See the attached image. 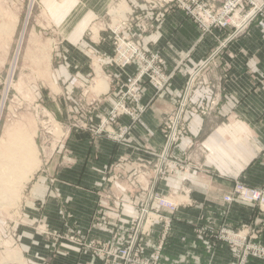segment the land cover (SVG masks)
<instances>
[{
    "label": "crops",
    "instance_id": "crops-1",
    "mask_svg": "<svg viewBox=\"0 0 264 264\" xmlns=\"http://www.w3.org/2000/svg\"><path fill=\"white\" fill-rule=\"evenodd\" d=\"M68 1L77 7L78 30L68 47L73 56L58 67L68 70L71 89L78 94L72 95L71 113L84 115L86 123L72 127L61 116L62 139L26 190L19 227L26 262L119 264L78 243L127 242L144 206L143 196L155 181L158 153L165 144L160 127L166 118L173 120L190 76L202 68L183 108V131L188 132L168 148L172 162L187 157L191 170L155 183L154 190L171 196L178 207L140 236L141 254L159 252L162 264H241L242 251L229 249L214 233L246 227L248 239L264 246V221L257 225L262 220L257 207L224 201L235 183L264 188V0H250L246 11L257 10L256 15L230 40L232 28L203 34L164 0ZM207 1L216 8L224 2ZM116 3L133 12L132 37L158 53L164 72L173 77L161 92L143 83L139 105L146 108L138 121L120 115L101 124L102 134L93 135L91 129L110 117L137 71L135 65L124 70L111 65L107 33H98L91 42L83 30L89 22L105 19ZM124 103L130 110L136 107L131 99ZM198 106L204 108L202 114L194 111ZM127 126L129 133L120 143L108 137V132ZM153 211L158 209L151 205L148 212ZM258 227L261 234L256 236ZM243 264L264 260L249 256Z\"/></svg>",
    "mask_w": 264,
    "mask_h": 264
},
{
    "label": "rangeland",
    "instance_id": "rangeland-1",
    "mask_svg": "<svg viewBox=\"0 0 264 264\" xmlns=\"http://www.w3.org/2000/svg\"><path fill=\"white\" fill-rule=\"evenodd\" d=\"M76 9L75 2H69L68 0L64 3H61V0H0V151L5 150L4 145H8L12 149L16 148L22 139V134L28 135L34 144V152L40 162L33 171L30 182L25 184L22 193L15 199H10L8 195L11 192L6 189V184L13 181V176L9 179L0 177V264H28L24 252L20 249L19 227L23 221V200L32 178L39 169H42L45 157L50 149L54 148L56 143L62 139L61 116L65 115L70 124L73 125L72 127H76V125L81 127L82 123L83 125L86 123L84 115L81 117L72 115L71 104H74L75 100L72 95L78 96V94L76 90L74 92L71 89L68 70L58 67L61 64L60 61L69 60L73 56L68 47H71L70 44L78 30L75 27L77 21L74 19L78 15ZM127 12H130V9L126 4L116 3L105 19L89 22L86 27H83L84 33L87 35L86 39L91 42H93V37H98V33L108 34L112 45V53L109 57L110 63L115 54L114 34L111 30L118 28L121 19L126 17ZM132 32L133 29L130 34H124L130 37L131 42L136 43L139 38L138 36L133 38ZM121 34L123 35V33ZM138 41L142 45V53H145L148 47L143 44L141 38ZM131 65H135L136 69L139 70V63L133 62L127 67ZM58 77H60L59 81ZM63 82L66 84H62ZM194 111L202 114V106L196 107ZM176 114L174 117H176ZM139 118L137 119L139 120ZM171 118H166L160 127L165 144L162 151L158 153L159 161L155 168L156 174L155 181L153 179V187L158 180L162 182L168 176L172 178L175 175L176 178L180 174L188 175L191 170L188 162H186L187 157L181 161L172 162L168 157V150L165 153L168 136L172 135L173 140L169 146L172 147L176 141L184 136L185 132H188L183 131L185 129L183 127V117L180 118V124L174 130L173 127L171 128ZM101 123L96 129H91L93 135H100L104 132L101 130L103 128ZM130 128V126L123 127L121 131L115 134L108 132V137L120 143L126 138ZM9 159L10 154L5 151L4 157L2 156L0 159V166L2 164L3 167L7 166L5 164H8ZM3 173H7V171ZM238 186L246 189H256L235 183L232 193L225 196L224 201L228 204L241 201L255 206L250 200L235 193ZM153 187L152 190H147L146 195L143 196L144 206L140 216L131 227V233L125 244L117 246L93 242L78 244L88 247L96 256L104 257L119 264H162L159 252H155L151 257L142 256V245L141 242L139 243V238L149 232L148 230L155 222L162 221L166 214L175 213L178 204L173 201L171 196L161 191L158 193ZM150 196H152L151 200H149ZM227 197L232 198V202L226 201ZM255 203L261 204L259 201ZM151 205L158 209L157 212L153 211L154 214L148 212ZM171 207H174V212H171ZM258 212L262 217V220L258 219L259 222L257 223L260 226L264 221V215L259 209ZM256 229L257 231L253 232L256 236H259L261 234L260 228ZM248 232L249 230L246 231L243 227L235 231L222 228L214 235L216 234L218 240L223 241L229 249H234V251L239 250L243 253V245L245 244L246 246L264 249V246L255 242L256 239H248ZM233 236H237V238L233 239ZM133 241L132 253L126 261V254L124 253H127ZM235 241L237 244L233 243ZM235 245L241 246L236 248Z\"/></svg>",
    "mask_w": 264,
    "mask_h": 264
},
{
    "label": "built area",
    "instance_id": "built-area-1",
    "mask_svg": "<svg viewBox=\"0 0 264 264\" xmlns=\"http://www.w3.org/2000/svg\"><path fill=\"white\" fill-rule=\"evenodd\" d=\"M211 1V0H210ZM165 4H171L178 7L187 17H189L201 30L203 34L211 33L213 30H225L227 28H232V33L229 35L228 40L237 37L242 31L246 29L249 23L253 20L256 15L257 10L246 11L248 6L252 5L250 0H224V2L219 7H214L212 3H208L207 0H164ZM133 12L127 13L126 17L122 18L121 24L116 30H111L114 34L113 46L115 50L114 57L111 59V64L118 67L119 69H125L128 65L133 62L139 63V70L135 77L125 86V92L122 95V98L114 107L111 112L110 117L102 122V125L115 121L117 116L128 115L131 118V121H137L139 116L144 112L146 106L139 105V101L143 92L142 84L143 82H148L153 86L156 92L163 91L172 79V74H167L163 70V61L160 58L159 54H153L149 50H145V53L141 51V43L137 39L136 43L130 41V37L126 36L124 33L130 34L131 28V17ZM151 27V26H150ZM149 27V29H150ZM123 33V35L121 34ZM128 37V38H127ZM201 69L196 71L190 76L188 87L184 95L183 100L180 102L179 110L176 114V117L171 118L170 124L173 130L179 125L180 118L183 114V108L186 106L187 92L191 89V86L196 81V78ZM131 99L136 107L134 110H130L125 105V99ZM204 111V108H202ZM108 121V122H107ZM169 128V126H168ZM172 135L167 137L166 150L167 152L170 143L172 141ZM235 193H238L241 197L253 202L259 211L264 215V189H246L244 187L238 186ZM152 199V196L149 197V200ZM148 200V202H149ZM228 202H232V198L227 197L225 199ZM256 201L261 202V204L255 203ZM171 212H174V207H171ZM247 231L246 227L243 229ZM236 239V237H232ZM237 244L236 241L233 242ZM134 241L131 244V247L127 251V258L132 253ZM241 245H243L241 243ZM241 245H235L236 248ZM243 253L240 258V263L243 264L247 257L252 256L255 258L264 260V249H259L254 246L243 245ZM158 254V253H157ZM157 259V257H156ZM126 264V263H124Z\"/></svg>",
    "mask_w": 264,
    "mask_h": 264
},
{
    "label": "bare ground",
    "instance_id": "bare-ground-1",
    "mask_svg": "<svg viewBox=\"0 0 264 264\" xmlns=\"http://www.w3.org/2000/svg\"><path fill=\"white\" fill-rule=\"evenodd\" d=\"M22 135V139L19 144H17L16 148L12 149L9 148L8 145H4L5 150L3 149L4 152L7 151L10 154V159L8 164H5L7 165L4 166L5 169L3 164L0 166V177L9 179L13 176V181H9L8 184H6L7 191L11 192V194L8 195L10 199H15V197L20 196L25 184L30 181L33 171L37 168V164H39L34 152V144L30 136ZM3 150L0 151V159L2 156L4 157ZM2 171H7V173H3Z\"/></svg>",
    "mask_w": 264,
    "mask_h": 264
}]
</instances>
